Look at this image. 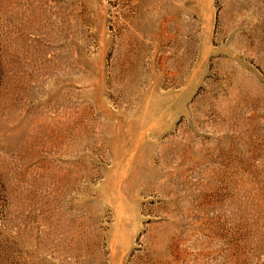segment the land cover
I'll use <instances>...</instances> for the list:
<instances>
[{
  "label": "rangeland",
  "instance_id": "1",
  "mask_svg": "<svg viewBox=\"0 0 264 264\" xmlns=\"http://www.w3.org/2000/svg\"><path fill=\"white\" fill-rule=\"evenodd\" d=\"M0 264H264V0H0Z\"/></svg>",
  "mask_w": 264,
  "mask_h": 264
}]
</instances>
